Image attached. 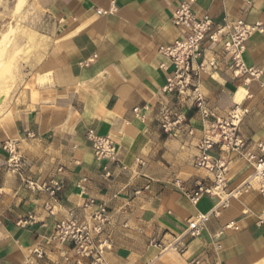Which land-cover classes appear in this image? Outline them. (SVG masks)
Listing matches in <instances>:
<instances>
[{
    "label": "crops",
    "instance_id": "0c3cea01",
    "mask_svg": "<svg viewBox=\"0 0 264 264\" xmlns=\"http://www.w3.org/2000/svg\"><path fill=\"white\" fill-rule=\"evenodd\" d=\"M36 2L49 21L46 47L30 83L4 95L0 105V264H88L53 237L59 220L73 212L88 216L84 206L91 199L105 204L111 217L107 264H264V198L245 188L249 181L255 186L254 168L241 155L213 150L227 167L225 189L191 200L199 186L215 183L197 166L209 123L188 97L163 94L174 68L159 51L187 33L171 19L182 4L197 19L264 27V0ZM220 47L204 44L206 62L216 61L218 69L202 72L196 84L213 117L244 111L246 152L260 155L264 32L248 40L243 57L246 68L260 71L256 79L235 75L229 57L218 55ZM166 106L188 118L193 136L163 133ZM91 136L110 137L118 160L97 161ZM9 141L22 157L20 174L9 171L1 150ZM54 182L63 185L56 198L28 186ZM202 217L199 234L191 236L189 224ZM231 223L237 229L227 228ZM177 239L184 253L165 249Z\"/></svg>",
    "mask_w": 264,
    "mask_h": 264
},
{
    "label": "built area",
    "instance_id": "2783aa9c",
    "mask_svg": "<svg viewBox=\"0 0 264 264\" xmlns=\"http://www.w3.org/2000/svg\"><path fill=\"white\" fill-rule=\"evenodd\" d=\"M172 22L177 27L187 30L172 44L160 48V53L171 60L173 71L166 77V83L162 92L166 96H186L193 102L194 107L200 113L204 122L209 123L207 135L200 140L197 149V166L204 168L215 176L214 186L207 188L199 186L198 190L191 195V200L197 203L204 194L216 195L225 189L226 186V164L213 157L212 151L217 149L220 152H237L254 168L252 182L245 184L248 190H255L264 198V144L258 145L260 155L246 152V143L240 135V126L244 118V111L236 108L227 119L213 117L207 100L202 95L196 84L200 74L208 69L217 70L216 61L206 62L204 54V44L210 42L220 45L218 55L229 57L231 68L234 74L239 76L248 74L256 79L260 76V71L255 68H246L244 64V54L248 40L257 33L264 32L262 24L249 25L243 20L228 22L224 20L222 24H216L208 16L197 19L192 13L189 4H182L173 13ZM161 69H167L161 66ZM160 125L163 133L169 137H177L184 134L194 135V128L184 115L176 114L170 107H163L160 111ZM93 143V154L97 161L118 160V148L115 142L108 136L90 137ZM1 150L8 155V169L14 174H20L23 169V160L19 153L16 142H6L2 144ZM31 189L44 191L52 198L63 190L60 182L51 184L36 185L28 183ZM2 194V188H0ZM51 215L53 209L45 206ZM91 209L88 216L80 215L77 212L70 214V217L59 220L55 224L53 239L61 245H67L74 250L76 257L87 260L88 264H107L105 254L110 248L109 240L105 237L106 228L110 222V214L107 206L98 203L96 200H88L84 209ZM34 221V217L29 218ZM206 220L202 217L196 224H189L190 235L199 234V225ZM227 228H235L231 223ZM156 245V244H155ZM161 247V246H159ZM165 249H172L184 253L185 249L179 239ZM39 257L42 253H37Z\"/></svg>",
    "mask_w": 264,
    "mask_h": 264
},
{
    "label": "rangeland",
    "instance_id": "374dc122",
    "mask_svg": "<svg viewBox=\"0 0 264 264\" xmlns=\"http://www.w3.org/2000/svg\"><path fill=\"white\" fill-rule=\"evenodd\" d=\"M48 26L36 0H0V40L7 35L6 46L13 49L0 61V99L30 83L46 47Z\"/></svg>",
    "mask_w": 264,
    "mask_h": 264
},
{
    "label": "bare ground",
    "instance_id": "6f19581e",
    "mask_svg": "<svg viewBox=\"0 0 264 264\" xmlns=\"http://www.w3.org/2000/svg\"><path fill=\"white\" fill-rule=\"evenodd\" d=\"M3 37V36H2ZM6 39H7V35L6 37L4 36L1 40H0V61L4 56H10L11 54V49L9 48V46H6ZM1 96V95H0ZM1 98V97H0Z\"/></svg>",
    "mask_w": 264,
    "mask_h": 264
},
{
    "label": "water",
    "instance_id": "95a60500",
    "mask_svg": "<svg viewBox=\"0 0 264 264\" xmlns=\"http://www.w3.org/2000/svg\"><path fill=\"white\" fill-rule=\"evenodd\" d=\"M2 102H3V99H0V105L2 104Z\"/></svg>",
    "mask_w": 264,
    "mask_h": 264
}]
</instances>
